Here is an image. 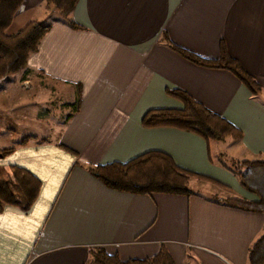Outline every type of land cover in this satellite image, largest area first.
Wrapping results in <instances>:
<instances>
[{"label": "crops", "instance_id": "crops-1", "mask_svg": "<svg viewBox=\"0 0 264 264\" xmlns=\"http://www.w3.org/2000/svg\"><path fill=\"white\" fill-rule=\"evenodd\" d=\"M42 2L23 0L6 33L35 20ZM70 16L79 29L61 17L45 23L49 27L21 74L0 80V92L1 82H7L14 95L10 105L0 107V136L21 121L33 125L24 137L43 141L16 146L0 159L4 172L18 166L40 182L27 211L11 206L0 211V264H89L87 251L93 247L120 261L144 259L159 245L173 264H246L248 247L264 234V215L191 188L209 184L223 197L256 201L216 159L227 154L234 161H264V0H77ZM163 32L205 59L218 57L222 41L261 93L254 98L228 71L185 60L160 41ZM32 78L39 91L46 90V99L41 108L18 111L15 91L32 87ZM65 86L74 101L78 97L76 109L64 103L72 107L65 120L59 117L55 131L41 134L35 124L47 118L43 107ZM165 88L185 91L238 129L241 140L223 141L221 151L212 148L214 141L189 132L143 128L147 111L181 108ZM150 151L197 176L190 179L189 196L113 191L74 165L123 164Z\"/></svg>", "mask_w": 264, "mask_h": 264}, {"label": "trees", "instance_id": "trees-1", "mask_svg": "<svg viewBox=\"0 0 264 264\" xmlns=\"http://www.w3.org/2000/svg\"><path fill=\"white\" fill-rule=\"evenodd\" d=\"M23 0H0V80L6 75L15 73L25 66L28 55L35 51L42 35L49 24L37 20L26 21L13 33H6L15 11ZM46 7L57 10L62 22L71 29H79L70 13L77 0H43ZM160 41L185 60L202 67L220 68L233 75L252 97L261 93L260 85L252 75L229 56L222 41L218 45V57L205 59L193 52L173 44L163 32ZM165 94L179 101L180 109H154L147 111L140 120L143 128L167 127L192 133L205 142H223L241 140V132L221 117L210 113L197 103L189 94L178 88H165ZM78 97L73 103L76 109ZM73 110V112H74ZM70 117V116H68ZM29 142L40 144L43 141L35 137L25 136L16 146L27 145ZM0 149V159L10 155L16 148ZM62 150L75 154L69 149L58 145ZM218 165L237 181L245 192L256 198L255 202L237 197H222L223 205L264 215V161H234L219 156ZM209 162L212 161L209 159ZM74 165L83 169L104 187L134 195L165 194L189 196L190 179L197 177L177 168L171 159L160 152L143 153L123 164L108 163L104 165H85L75 161ZM10 181L0 168V211L4 206L27 211L36 200L40 189L39 180L27 170L8 167ZM89 264H173L170 256L162 245L156 253L144 259L120 261L115 255H107L101 248H89L87 251ZM246 264H264V234L257 237L247 249Z\"/></svg>", "mask_w": 264, "mask_h": 264}, {"label": "rangeland", "instance_id": "rangeland-1", "mask_svg": "<svg viewBox=\"0 0 264 264\" xmlns=\"http://www.w3.org/2000/svg\"><path fill=\"white\" fill-rule=\"evenodd\" d=\"M44 5H45L44 1L42 2V4L38 5L37 10L35 11L32 17L33 19L45 24L55 18L61 17L60 13L57 10L48 7L46 9ZM21 70L22 69L13 73V76L14 77L19 76L21 74ZM32 80L34 81L32 82L34 84L32 87L26 86V88L22 87L19 90L15 91V96H16L15 107L16 110L18 109V111L22 110L23 108L26 109L28 107L29 108L33 107L34 108L33 110H35L36 108L37 109L41 108L40 106L42 105V103H44L46 99V95H45L46 90L42 89L41 91H39L38 89L39 88L41 89V87L37 86V84L35 83L36 82L35 79L32 78ZM1 85L3 86V89H1L0 92V107L2 105H10L11 104L10 100H14V95L11 93L12 87L8 86L7 82H1ZM34 90H38L41 93H38L34 98H32L33 100L32 103L31 95H32V91ZM49 98L52 101V105L46 108L43 107L44 108L43 111L45 109L48 110L47 118L40 121L39 124H35V126L42 131L41 134L43 133V131L44 133L49 132V129L51 130V132L55 131L56 126L58 125V121H60L58 118L60 117L61 121L65 120V117L69 114L72 108L71 105L63 106L64 103L68 105V104H73L74 101L71 91H69L66 86L63 87V89L60 88L56 89V91L52 93L51 96H49ZM29 101L31 106H29ZM32 127L33 125H29L27 122H21V121L17 122L14 127V130L5 132L4 134H2V136H0V149L16 146L17 143L16 141L20 140L23 135L30 133ZM47 135L49 134L47 133ZM212 146L213 149L219 148L221 149V151L224 150V146L222 145V142H213ZM222 153L224 154V152ZM225 155L226 158L229 157L227 156V154ZM4 176L7 181H10L7 172H4ZM191 190L194 194L212 199L221 198L223 197V195H225L223 191L209 184H204L203 187L200 186L199 188H191Z\"/></svg>", "mask_w": 264, "mask_h": 264}]
</instances>
